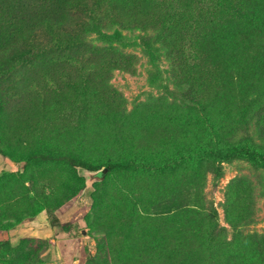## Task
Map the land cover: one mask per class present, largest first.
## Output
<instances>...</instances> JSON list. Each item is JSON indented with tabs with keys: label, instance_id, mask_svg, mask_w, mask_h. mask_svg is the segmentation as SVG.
<instances>
[{
	"label": "rangeland",
	"instance_id": "rangeland-1",
	"mask_svg": "<svg viewBox=\"0 0 264 264\" xmlns=\"http://www.w3.org/2000/svg\"><path fill=\"white\" fill-rule=\"evenodd\" d=\"M124 34V51L139 60L136 73H113L112 84L133 114L125 129L118 131L113 119L88 117L68 126L60 141L49 132V121L44 129L22 121L21 114L10 116L21 102L0 98V264H159L160 258L181 264L185 250L186 264H264V168L233 160L223 163L222 177L207 175L214 225L202 215L165 220L154 214V200L195 166L153 175L142 163L174 160L215 134L202 111L175 91L163 39L150 32ZM208 119L235 129L236 109L223 112L218 105ZM162 128L176 129L179 137L148 150L146 137ZM117 159V169L95 178ZM82 162L100 170L89 172Z\"/></svg>",
	"mask_w": 264,
	"mask_h": 264
},
{
	"label": "trees",
	"instance_id": "trees-1",
	"mask_svg": "<svg viewBox=\"0 0 264 264\" xmlns=\"http://www.w3.org/2000/svg\"><path fill=\"white\" fill-rule=\"evenodd\" d=\"M139 31L163 39L175 91L202 111L215 134L174 160L142 163L153 175L195 166L194 173L154 200L152 210L165 220L202 215L214 225L207 175L222 177L223 163L233 160L264 168V0H0V98L6 104L21 102L10 116L21 114L22 121L44 129L49 121V132L60 141L68 126L88 117L113 119L123 130L133 114L112 84L113 73H136L139 60L124 51L122 42L124 33ZM11 80L14 84L3 91L1 84ZM218 105L223 112L236 109L235 129L208 119ZM178 137L176 129L162 128L144 144L153 150L163 138ZM119 165L121 159L109 162L107 172L95 178L103 180ZM80 166L100 170L88 162ZM216 235L217 226L211 238ZM188 255L186 250L179 255L181 264ZM159 264L170 263L160 258Z\"/></svg>",
	"mask_w": 264,
	"mask_h": 264
},
{
	"label": "water",
	"instance_id": "water-1",
	"mask_svg": "<svg viewBox=\"0 0 264 264\" xmlns=\"http://www.w3.org/2000/svg\"><path fill=\"white\" fill-rule=\"evenodd\" d=\"M106 172H107V170L104 169L103 174H105ZM82 233H83V235H87V232L86 231H83Z\"/></svg>",
	"mask_w": 264,
	"mask_h": 264
}]
</instances>
